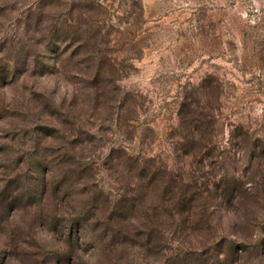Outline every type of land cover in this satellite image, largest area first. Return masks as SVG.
<instances>
[{
    "label": "rangeland",
    "instance_id": "rangeland-1",
    "mask_svg": "<svg viewBox=\"0 0 264 264\" xmlns=\"http://www.w3.org/2000/svg\"><path fill=\"white\" fill-rule=\"evenodd\" d=\"M187 93L215 113L220 170L249 195L220 206L208 228L190 222L182 233L154 231L144 246L130 240L118 261L89 238L70 239L91 193L55 182L50 160L73 148L115 198L123 177L104 164L112 145L180 168ZM127 95L131 111L120 110ZM262 144L264 0H0V194L16 205L0 197V264H194L177 254L222 235L251 243L225 250L231 264H264Z\"/></svg>",
    "mask_w": 264,
    "mask_h": 264
},
{
    "label": "trees",
    "instance_id": "trees-1",
    "mask_svg": "<svg viewBox=\"0 0 264 264\" xmlns=\"http://www.w3.org/2000/svg\"><path fill=\"white\" fill-rule=\"evenodd\" d=\"M185 97L179 111L181 127L177 141L180 150L178 157L185 158L182 167L171 169L156 156L129 150L123 145H112L104 158V164L115 166L117 177H123L116 198L100 187L94 162L85 161L73 148L64 147L65 150L50 160L52 165L47 167V171L56 174L53 177L55 182L68 178L74 180L85 194L91 193L90 198L83 203L85 213L81 215L78 230L76 233L71 228L68 231L70 239H79L82 236L83 239L89 238L93 246L101 244V251L106 257L109 253L112 254L110 261H118L117 249L125 248L130 240L138 246H144L152 242L154 231L164 234V228H171L182 233V230L189 228L190 222L192 225H205L208 228L211 226L209 224L212 216L220 206L230 203L231 200V203L242 201L243 196L249 195V191H252L249 186L241 185V181L235 176L230 179L227 172L220 170L222 156L218 154L219 141L213 135L217 128L215 113L205 102L195 101L188 93ZM127 99L128 95L123 101H119L120 110L131 111ZM112 100L113 98H109V101ZM72 140L68 143L74 145ZM80 144L83 152L87 144L83 141ZM261 147L264 148V144ZM45 162H48L47 159ZM185 164L188 165L187 169ZM77 167L81 172L85 171V175L78 173ZM213 169L216 173L212 172ZM126 179L128 181L125 182ZM17 190L18 185L14 187L18 195ZM65 190L67 189L63 187L58 191L64 193ZM0 197L1 202L9 198L7 203L12 208L16 207L13 193L7 195L5 189ZM242 204L254 205L250 200ZM2 208L3 205H0V210ZM212 237L206 240L201 249L190 247L191 249L177 255L192 254L194 264H223V261L224 264H231V257L226 249L236 248L234 253H244L251 245H236L234 241L229 242L225 235L219 239ZM13 242L9 241L8 245ZM236 260L234 258L235 262Z\"/></svg>",
    "mask_w": 264,
    "mask_h": 264
}]
</instances>
